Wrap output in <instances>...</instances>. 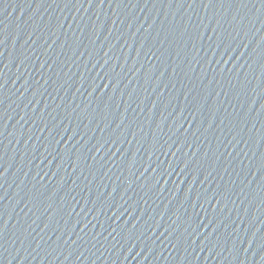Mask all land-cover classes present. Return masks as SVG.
I'll return each mask as SVG.
<instances>
[{
    "label": "water",
    "instance_id": "obj_1",
    "mask_svg": "<svg viewBox=\"0 0 264 264\" xmlns=\"http://www.w3.org/2000/svg\"><path fill=\"white\" fill-rule=\"evenodd\" d=\"M264 182V0H0V264H162Z\"/></svg>",
    "mask_w": 264,
    "mask_h": 264
}]
</instances>
